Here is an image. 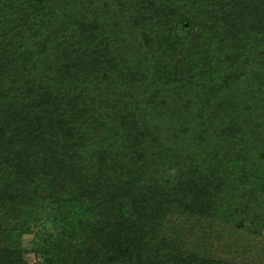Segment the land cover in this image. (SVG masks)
<instances>
[{
  "label": "trees",
  "instance_id": "obj_1",
  "mask_svg": "<svg viewBox=\"0 0 264 264\" xmlns=\"http://www.w3.org/2000/svg\"><path fill=\"white\" fill-rule=\"evenodd\" d=\"M231 229L264 238V0H0V264H239Z\"/></svg>",
  "mask_w": 264,
  "mask_h": 264
},
{
  "label": "rangeland",
  "instance_id": "obj_2",
  "mask_svg": "<svg viewBox=\"0 0 264 264\" xmlns=\"http://www.w3.org/2000/svg\"><path fill=\"white\" fill-rule=\"evenodd\" d=\"M218 227H216L217 229ZM217 231H220L217 229ZM219 237V238H218ZM217 243L225 244L223 248L214 249V253L225 257L239 264H264V238L262 236L254 237L237 230H229L228 234L218 236ZM215 237H213L214 240ZM25 241L29 236H24ZM214 243H216L214 241ZM26 260L35 263L31 254H25Z\"/></svg>",
  "mask_w": 264,
  "mask_h": 264
}]
</instances>
